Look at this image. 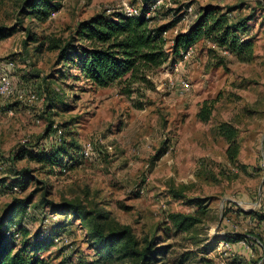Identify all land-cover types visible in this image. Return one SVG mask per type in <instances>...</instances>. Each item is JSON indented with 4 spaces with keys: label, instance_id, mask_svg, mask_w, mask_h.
<instances>
[{
    "label": "rangeland",
    "instance_id": "374dc122",
    "mask_svg": "<svg viewBox=\"0 0 264 264\" xmlns=\"http://www.w3.org/2000/svg\"><path fill=\"white\" fill-rule=\"evenodd\" d=\"M27 1L0 0V26L17 28L0 40V75L8 73L15 89L10 98L0 95V214L14 198L32 195L23 226L30 236H54L43 253L50 264L128 263L106 254L92 236L91 221L62 205L68 201L107 214L108 227L128 226L140 242L171 245L156 264H176L189 250L193 264H260L255 242L245 240L250 246L244 247L232 239L234 233L264 237L261 225L243 212L264 211V0H164L149 14L158 24L190 5L197 13L218 6L231 21L251 17L240 35L254 41L255 58L240 62L201 39L179 70V57L172 56L148 82L134 83L132 94L123 92L126 81L99 88L74 79L76 71L57 63L58 52L48 49L46 39L67 38L97 13L121 12L122 0H61L46 21L22 12ZM130 2L142 10L146 4ZM192 21L188 16L165 32L169 53ZM181 77L190 91L180 87ZM210 106L204 121L198 114ZM223 122L237 128L235 163L218 132ZM19 147L33 153L58 148L61 159L52 165L28 153L15 160ZM197 199L207 207L203 221L187 232L168 230V214L195 211Z\"/></svg>",
    "mask_w": 264,
    "mask_h": 264
},
{
    "label": "trees",
    "instance_id": "16d2710c",
    "mask_svg": "<svg viewBox=\"0 0 264 264\" xmlns=\"http://www.w3.org/2000/svg\"><path fill=\"white\" fill-rule=\"evenodd\" d=\"M148 1L146 0L139 16L127 17L121 12L103 11L82 20L67 38L47 37L50 43L48 49L58 52L57 63H67L76 71L75 74H70L74 79H83L99 88L126 81L128 84L123 89L125 94H132L134 90L131 87L134 83L148 82L150 73L163 66L172 56L180 57L183 50L201 39H209L218 46L226 48L240 62H251L255 58L254 41L240 35L245 33L251 17L231 21L228 11L209 4L198 11L197 19L187 31L175 36L172 52L169 53L165 48L167 40L164 34L182 21L183 8L177 9L167 22L158 24L155 16L148 15L151 13L152 5ZM154 1L152 0L153 3ZM61 6V0H28L22 12L40 21H46ZM16 31V27L0 26V40L10 37ZM45 42L46 40L42 43ZM206 103L207 101L204 105ZM211 109L210 106L205 111L202 107L198 116L204 121L208 120ZM53 123L49 126V131L53 130ZM218 132L228 144L226 148L228 160L235 163L240 149L237 128L231 122H223L219 124ZM61 151L56 148L48 152L44 150L33 153L25 147H19L14 158L16 160L30 153L39 162L56 165L61 159L59 158ZM66 164L67 161L63 168H67ZM31 200L32 195L14 198L0 214V264H50L47 258L43 257V253L55 243L54 236H44L40 233L30 236V231L23 226ZM194 202L197 208L193 212L168 214L166 218L168 230L174 233L187 232L203 221L207 210V207L203 206L204 199H197ZM62 205L74 210L78 217L84 220L88 218L91 221L92 236L106 254L115 260L125 259L128 261L127 264H156L160 261L161 255L168 253V249L172 247L171 245L155 247L154 240L140 242L128 226L108 227L107 223L103 222L108 216L101 211H88L80 203L72 201ZM243 212L246 217L255 221L256 225L260 224L264 229V211L244 210ZM52 215L59 216L58 213ZM238 234L234 233L235 238L232 240L255 242L253 248L259 250V262L263 264L264 237ZM194 255L193 250L183 252L177 258L176 264H193L191 258ZM201 261H204V258H200L198 262Z\"/></svg>",
    "mask_w": 264,
    "mask_h": 264
},
{
    "label": "built area",
    "instance_id": "2783aa9c",
    "mask_svg": "<svg viewBox=\"0 0 264 264\" xmlns=\"http://www.w3.org/2000/svg\"><path fill=\"white\" fill-rule=\"evenodd\" d=\"M163 3H164V0H155L154 3L151 5V12H152L153 8H155L158 5H161ZM120 11H121L122 14H124L127 17H135V16H139L142 13V8L132 4L130 2V0H122L121 6H120ZM183 12H184L183 19H188V16H190L192 18V20H193L192 23L198 17V13L194 10L192 5L188 6L187 8H183L182 13ZM227 52H228L227 50H224V53H227ZM194 53H195L194 46H190L188 49L183 50L181 52L180 57H179L180 61L174 63V68L176 70H179L180 62H186L191 56H193ZM9 65L13 67L14 63L13 62H9ZM179 85L184 91H190V89H191V84L188 81V79H186V78L181 77L180 81H179ZM14 94H15V89H14V85L12 83V80H11L9 74L8 73H2L0 75V95L3 98H10ZM31 98H32V100H34V99H37L38 96L36 94H31L30 99ZM84 155L86 157H89L90 156V150L86 149L84 151ZM240 243H241L242 246L244 245V247H249L250 246L245 240L240 241ZM224 246L226 248H231V249H232V246L234 247L233 244H230L228 242H225Z\"/></svg>",
    "mask_w": 264,
    "mask_h": 264
}]
</instances>
